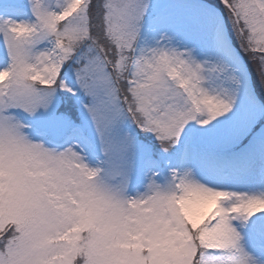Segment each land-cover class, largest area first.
Instances as JSON below:
<instances>
[{"label": "snow or ice", "instance_id": "snow-or-ice-1", "mask_svg": "<svg viewBox=\"0 0 264 264\" xmlns=\"http://www.w3.org/2000/svg\"><path fill=\"white\" fill-rule=\"evenodd\" d=\"M0 264H264V0H0Z\"/></svg>", "mask_w": 264, "mask_h": 264}]
</instances>
